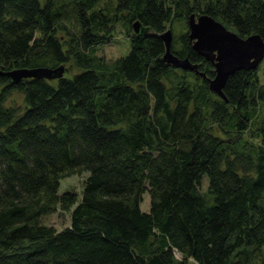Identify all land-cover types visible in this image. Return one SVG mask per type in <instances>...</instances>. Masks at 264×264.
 <instances>
[{"label":"trees","instance_id":"1","mask_svg":"<svg viewBox=\"0 0 264 264\" xmlns=\"http://www.w3.org/2000/svg\"><path fill=\"white\" fill-rule=\"evenodd\" d=\"M191 14L264 39V0H0V71L76 72L0 76V264H264V83L211 91ZM167 30L206 78L165 61ZM118 34L129 53L99 54Z\"/></svg>","mask_w":264,"mask_h":264},{"label":"water","instance_id":"2","mask_svg":"<svg viewBox=\"0 0 264 264\" xmlns=\"http://www.w3.org/2000/svg\"><path fill=\"white\" fill-rule=\"evenodd\" d=\"M189 39L194 51L215 69L214 78L209 79L211 91L225 99L224 88L231 75L240 70H256L264 60V39L259 34L242 37L228 29L222 22L208 14H191L188 18ZM136 33L140 24H134ZM167 51L164 59L175 68L194 72L203 78L206 73L189 58H180L172 52L173 33L167 30L162 34ZM65 68L50 69L46 67L15 69L9 72L0 71V76H8L14 82L23 79H60L65 75Z\"/></svg>","mask_w":264,"mask_h":264},{"label":"rangeland","instance_id":"3","mask_svg":"<svg viewBox=\"0 0 264 264\" xmlns=\"http://www.w3.org/2000/svg\"><path fill=\"white\" fill-rule=\"evenodd\" d=\"M174 32L175 34L179 33L178 26H176ZM130 50H131L130 41L125 35L122 34H118L111 42L98 47V53L106 55V57L109 59H115L122 56H126ZM258 72L261 82L264 83V60L261 62L258 68ZM75 73L76 72L74 71L66 73L65 77L71 78L74 76ZM12 98L18 100V102L22 101V96L19 94H14ZM86 177L87 174L75 175L62 180L60 194L70 190L76 192L81 196L83 190V181L86 179ZM207 186H208V181L204 179L202 185V191H206ZM141 207L145 212H148L150 210V196L148 193L144 195V201ZM70 218L71 215L69 213L58 212L56 214L46 217L44 219V223H46L47 225H52L56 227L58 230H62L70 225L71 222Z\"/></svg>","mask_w":264,"mask_h":264}]
</instances>
